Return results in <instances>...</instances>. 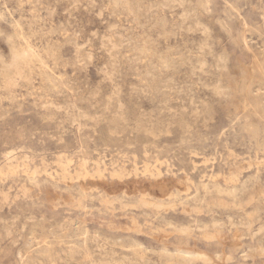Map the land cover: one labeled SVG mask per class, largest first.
Masks as SVG:
<instances>
[{
  "label": "rangeland",
  "instance_id": "obj_1",
  "mask_svg": "<svg viewBox=\"0 0 264 264\" xmlns=\"http://www.w3.org/2000/svg\"><path fill=\"white\" fill-rule=\"evenodd\" d=\"M97 263L264 264V0H0V264Z\"/></svg>",
  "mask_w": 264,
  "mask_h": 264
},
{
  "label": "bare ground",
  "instance_id": "obj_2",
  "mask_svg": "<svg viewBox=\"0 0 264 264\" xmlns=\"http://www.w3.org/2000/svg\"><path fill=\"white\" fill-rule=\"evenodd\" d=\"M74 3V2H73ZM80 3V2H79ZM55 7V6H54ZM74 7H76V6H74ZM137 7V6H136ZM43 8V7H42ZM151 8V7H150ZM7 9V8H6ZM149 9V8H148ZM50 10V9H49ZM52 12V11H51ZM183 12V11H182ZM48 17V16H47ZM9 24V23H8ZM68 24V23H67ZM15 25V24H14ZM112 25V24H111ZM203 25V24H202ZM197 26V25H196ZM13 27V26H12ZM58 28V27H57ZM207 28V27H206ZM20 30V29H19ZM205 30V29H204ZM11 31V30H10ZM202 32V31H201ZM205 32V31H204ZM205 35V34H204ZM208 35V34H207ZM122 37V36H121ZM237 38V37H236ZM73 41H75V40H73ZM102 42V41H101ZM238 42V41H237ZM30 45V44H29ZM103 45V44H102ZM113 45V44H112ZM76 46V45H75ZM78 47V46H77ZM113 47V46H112ZM22 48V47H21ZM27 49V48H26ZM92 49V48H91ZM202 49V48H201ZM85 51V50H84ZM31 52V51H30ZM89 52V51H88ZM75 53V52H74ZM33 56V55H32ZM38 56V55H37ZM43 56V55H42ZM88 59V58H87ZM14 63V62H13ZM29 63V62H28ZM77 63V62H76ZM71 64H73V63H71ZM225 65V64H224ZM201 66V65H200ZM83 69V68H82ZM105 73V72H104ZM44 75V74H43ZM104 75V74H103ZM63 84V83H62ZM78 86V85H77ZM115 87V86H114ZM78 88V87H77ZM245 88V87H244ZM112 89V88H111ZM216 89V88H215ZM246 90V89H245ZM111 92V91H110ZM245 94H246V92H245ZM116 95V94H115ZM46 96H47V94H46ZM110 96V95H109ZM14 99V98H13ZM119 101V100H118ZM167 101V100H166ZM52 105H53V103H52ZM73 105V104H72ZM75 105V104H74ZM61 106V105H60ZM118 106V105H117ZM122 106V105H121ZM20 107V106H19ZM58 107V106H57ZM62 108V107H61ZM72 108H75V107H72ZM120 109V108H119ZM198 111V110H197ZM85 112V111H84ZM66 114V113H65ZM85 114V113H84ZM2 115V114H1ZM140 116V115H139ZM255 116V115H254ZM101 118V117H100ZM123 121V120H122ZM181 121V120H180ZM135 123V122H134ZM159 124V123H158ZM151 126V125H150ZM246 128H247V126H246ZM255 128V127H254ZM168 133V132H167ZM117 134V133H116ZM159 134V133H158ZM153 137H154V135H153ZM56 163V162H55ZM167 164H168V162H167ZM112 176H114L113 174H112ZM152 176V175H151ZM140 199V198H139ZM110 203V202H109ZM111 205V204H110ZM173 205V204H172ZM162 207V206H161ZM173 209V208H172ZM230 218V217H229ZM228 219V218H227ZM232 219V218H231ZM143 222V221H142ZM133 224V223H132ZM214 224H216V223H214ZM168 225H169V223H168ZM207 225V224H206ZM232 225V224H231ZM248 225V224H247ZM260 225V224H259ZM173 226V225H172ZM197 226V225H196ZM193 227V226H192ZM213 227V226H212ZM262 228V227H261ZM260 229V228H259ZM198 230V229H197ZM181 232V231H180ZM31 236V235H30ZM38 240V239H37ZM47 240V239H46ZM125 248V247H124ZM44 250V249H43ZM68 253H69V251H68ZM71 254V253H70ZM69 255V254H68ZM50 257V256H49ZM60 257V256H59ZM70 257V256H69ZM124 258V257H123ZM125 260V259H124ZM147 260V259H146ZM39 261V260H38ZM123 261V260H122ZM190 261V260H189ZM230 261V260H229ZM114 262V261H113ZM153 262V261H152ZM36 263V262H35ZM91 263V262H90ZM123 263V262H122ZM98 264V263H97Z\"/></svg>",
  "mask_w": 264,
  "mask_h": 264
}]
</instances>
